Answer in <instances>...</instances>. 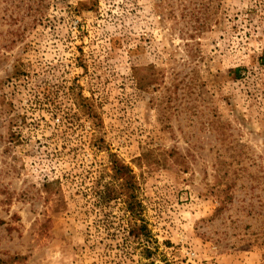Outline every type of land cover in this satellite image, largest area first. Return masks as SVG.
<instances>
[{
  "label": "rangeland",
  "instance_id": "1",
  "mask_svg": "<svg viewBox=\"0 0 264 264\" xmlns=\"http://www.w3.org/2000/svg\"><path fill=\"white\" fill-rule=\"evenodd\" d=\"M0 264H264V0H0Z\"/></svg>",
  "mask_w": 264,
  "mask_h": 264
},
{
  "label": "trees",
  "instance_id": "2",
  "mask_svg": "<svg viewBox=\"0 0 264 264\" xmlns=\"http://www.w3.org/2000/svg\"><path fill=\"white\" fill-rule=\"evenodd\" d=\"M89 111L90 106L86 104ZM110 181H106L102 185V189H98L95 193L101 204H108L113 199L123 198L124 210L127 214L128 232L134 236V240L138 243L141 255L149 258L152 256V249L144 243L150 236L148 223L144 217V206L138 197V183L136 176L130 166L121 162L117 158L111 159Z\"/></svg>",
  "mask_w": 264,
  "mask_h": 264
}]
</instances>
